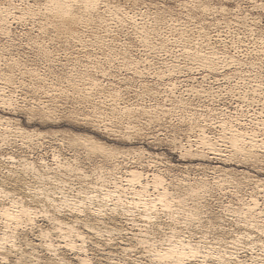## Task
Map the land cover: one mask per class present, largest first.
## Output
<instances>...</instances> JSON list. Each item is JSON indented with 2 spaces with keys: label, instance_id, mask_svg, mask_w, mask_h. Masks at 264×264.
Returning <instances> with one entry per match:
<instances>
[{
  "label": "rangeland",
  "instance_id": "374dc122",
  "mask_svg": "<svg viewBox=\"0 0 264 264\" xmlns=\"http://www.w3.org/2000/svg\"><path fill=\"white\" fill-rule=\"evenodd\" d=\"M45 2L0 0V9L4 7L16 14V17L10 16L6 24L0 22V74L11 73L8 63H17V71L12 72L15 74L11 77L6 72L5 77L9 79L6 90L11 88L8 94L16 98L13 99L15 105L0 104V117L9 123L3 127H11L12 131L7 132L4 144L0 143V153L14 158V163H9L11 167L23 161L33 163L37 169H41L39 166L43 163L54 167L52 155L58 152L65 167L60 170L57 181H65L71 196H84L92 188L109 187L114 179L134 198L125 182L126 173L132 169L160 176L166 184L176 186V192L179 184H185L199 195L197 201L189 202L191 206L205 205L200 209L199 221H194L190 230L197 241L204 237L209 246L229 249L227 244L234 240L236 233L248 234L240 240L241 245L236 250L232 247L229 250H238V256L248 264L250 257L264 260V165L221 162L219 154H228L231 149L228 142L218 148L217 157L205 153L202 159L187 160L182 156L183 147L188 146L189 141L192 149L196 148L194 141L200 135L197 133L200 127L194 126L196 123L202 126L206 122L203 126L206 125L207 135L215 137L219 133L218 121L236 119L263 141L264 0H100L99 8L96 6L91 15L94 19H88L91 25L71 30L79 36L74 42L69 39L67 42L64 36L67 23L61 24L59 20L49 23L50 20L46 22L39 15L32 17L34 19L28 15L17 19V12L42 8ZM56 23L63 25V30L56 29ZM143 29L147 33L138 38L136 31L138 34ZM177 29L182 31L181 35ZM184 50L204 59L187 57V60L182 55ZM18 69L44 75L42 80L47 84L34 82ZM68 72L77 77V81L86 80L87 84L84 81L81 88L91 87L94 98L91 96L88 102L81 99L79 91L69 86ZM92 80L96 87L90 85ZM37 85L47 94L30 91L37 89ZM113 99L119 108L126 107L127 113L109 109ZM40 105L49 108L48 115H43L46 109L35 111ZM92 107L102 112V120L108 118L103 120L107 131L103 127L97 129L92 123ZM16 127L27 134H18ZM77 135L93 137L111 146L106 150L114 155V164L100 156L89 155L81 147H71L68 142ZM100 175L105 179L103 182L97 180ZM205 189H209V193L203 192ZM251 200L256 201L257 206L252 208L256 211L248 213L245 209ZM130 207L132 215L120 218H135L138 226L128 225L120 235L114 236L117 240L113 245H118L113 255L106 260L96 257L92 264L144 261L139 245L127 240L139 233V226L149 220L142 211ZM214 213L217 221L209 225L208 217ZM161 214L160 211L154 216ZM68 219L73 220L71 214ZM83 232L86 234L85 230ZM105 236L109 242V236ZM28 239L38 242L33 235ZM251 240L260 247L253 246ZM251 249L253 253L248 251ZM36 251L39 258L46 257L43 248Z\"/></svg>",
  "mask_w": 264,
  "mask_h": 264
},
{
  "label": "bare ground",
  "instance_id": "6f19581e",
  "mask_svg": "<svg viewBox=\"0 0 264 264\" xmlns=\"http://www.w3.org/2000/svg\"><path fill=\"white\" fill-rule=\"evenodd\" d=\"M45 1L46 2L42 8H34L31 6L32 8H27L25 11L19 9L21 12H17V15L19 16H17V19L24 18L23 16L27 15L31 19L32 17L39 15L42 20L44 17L46 22L47 19L50 20V22L48 21L49 23L52 22L51 20H55L56 22L59 20L61 24L67 23L68 26H66V29L64 30L62 27L63 25L59 26L57 23L54 27H58L56 29L59 31H64V36H66L67 42L68 39L74 42L77 41L79 36L76 33H72L71 30L74 27L79 26L84 28L87 27L89 21L93 17H91V15L96 10L95 8L100 0ZM75 5L78 7L76 6L77 8H75ZM74 10L75 12L79 11L81 14L78 12L74 13ZM10 11L11 10L4 7L0 9L1 23L6 24L9 21L8 19H10V16L12 18L16 17V14H11ZM36 12L38 13L36 14ZM76 14L81 16L79 17ZM100 16L101 15H99V17ZM88 19L90 20L88 21ZM104 22L105 21H103V24H105ZM131 22L133 23V21ZM50 25L52 24H49V26ZM65 25L66 24H64V26ZM4 29L6 30V28ZM50 31L54 30L50 29ZM178 31L181 35L182 31ZM54 32L58 33L56 30ZM143 33L147 32L143 29L138 34L136 31L135 34L138 38H140L143 36ZM182 55L186 57V59L187 57L189 59L194 58L200 61L204 59L201 58V55L190 53L185 50ZM204 64L205 63H202V65ZM16 65V61H11L7 65L11 69V73L8 71L10 73L9 74L5 71V76H3V73V75L0 74V104L2 106L11 107L15 105L13 102L15 97L12 99V94H8V91L11 90V88H7L6 90V83L9 79H6L5 77L6 72L9 76L11 75V77L15 74L12 72L14 69L15 72L17 71ZM18 71L20 70L18 69ZM69 72L72 73L71 71ZM70 73L67 76L69 86L76 89L77 92L79 91L78 93L81 99H85L88 102L91 96L94 98L91 94V87L81 88V86L83 87L82 83L84 81L86 83V80L77 81V77H73L74 75ZM20 74L23 76L26 74L31 80L34 82L36 81V83L44 81L47 84L45 80H42L44 75L40 76L39 73L36 74L33 70H24ZM90 82L92 83L90 84L92 87H96L94 80ZM2 87H5L7 92H4L5 90L2 89ZM30 91H33L34 93L42 92V94H47L46 91L40 90L39 86L37 89L33 88ZM68 91L72 92L69 88ZM77 92L73 93L78 94ZM93 101H95V99ZM40 102L41 101H38V103ZM91 104L95 105L93 103ZM43 105H40L41 107H36V104L35 111L42 112L43 109H46V111L43 112V115H48L49 108ZM109 105V109L112 111L123 114L127 113V108H119L115 99H113V102ZM97 111V108L92 107L91 112L93 120L91 121L92 123H95V127L97 129H102L101 127H103L105 128L103 130L107 131L108 129H106L103 120L108 118L105 116L106 119L102 120L104 117L103 116L101 118L100 116L102 112L100 111V113ZM105 113L107 114V112ZM4 124L9 125L7 119L0 117V143L2 144H4V141L8 138L7 132H12L11 127H3ZM203 124L202 126L197 123L196 125L194 124L195 127H200L197 131L200 135L197 134L198 140L194 141V145H196V148L194 147L195 150L192 149L193 145H191V141L187 144L188 146L183 147L184 151H182V156L184 159L199 160L206 156L205 153L209 155L211 153L217 157L218 153L216 152L219 150L218 148L223 142H228L231 149L228 154H219V160L221 162L223 161L227 164L228 161L229 163L230 161H235L238 163L240 162L239 164L244 163V165L245 163L248 164V162L253 163L254 165H258V163H262V165H264V139L263 141L261 139L258 140L253 130L248 131L245 126H242L236 119L221 122L218 121L219 133L217 136H215V134V137H209L206 132L207 130L205 131L204 128L206 125L203 126ZM209 125L210 124H208L207 127H209ZM16 128L18 130V134H27L26 131L23 132V129L22 131L19 127ZM73 139L68 142L71 147H81L86 150L89 155L100 156L114 164V155L111 151L106 150L107 148H112L111 146H108L105 143H99L95 141L93 137H83L77 135L73 136ZM52 156L53 161H55L54 167L48 163H43L41 164L42 166H39L41 169H37L33 163H29L27 161L20 162V164L16 165L13 164L14 167H11L10 164L14 163L12 161L14 158L6 157V155L0 153V264H71L72 261H76L77 264H92L96 257L98 260H106L109 256L113 255L114 247L115 245H118H113V241L117 240L113 237L120 235L122 231L126 230L128 225L138 226L136 225L135 218H120L121 215H132L130 206L135 208L136 211H142L144 217L149 220L145 225L139 226L141 227L139 233L132 234L130 236L131 238H128L127 240L134 241L135 244L139 245L144 255V261L131 260L130 262L132 264H248L246 263L247 260H242L241 257L238 256V250H229L231 247L236 250V247L241 245L240 240H242V238H246L248 234L236 233L234 240L227 244L230 245L228 246L230 247L229 249H225L223 246L218 248L209 246L206 241L207 238L204 239V237L203 240H196L195 234L190 230H192L191 227L193 222L199 221V216L201 214L200 209L205 205L192 204L191 206L189 202L197 201L199 199V195L194 194L193 189L187 185L182 183L179 184L177 187L178 192H176V186L166 184L160 176L155 174L148 175L147 173L146 175L142 171L132 169L126 173L125 182L129 187L128 190L131 191L134 198L129 197L127 190H122V187L118 186V183L114 179V182L109 187L103 186L101 189L92 188L91 190L85 192L84 196L79 194L71 196L65 188V181L59 180L60 183L63 182L62 185L57 181L60 177V170H62L65 165L60 162L61 159L58 152H54ZM115 167L116 165H113L114 169H116ZM111 176L113 177L115 175L111 174ZM97 180L103 182L105 179L103 175H100ZM173 183L176 185V182ZM150 191L152 193H148ZM203 192L209 193V189H205ZM255 202V200H251V203L247 204V209H245V211L248 213L256 211L252 209L257 206ZM105 204L111 205L110 207L105 208L107 207L104 206ZM140 207L142 210H139ZM160 211L162 214L155 217V213ZM70 214L73 220L68 219ZM162 218H164L165 221H162ZM213 220L217 221V214L215 213L213 216L208 217V224H214ZM40 222H45L46 224L43 225L40 224ZM256 228H258V226H256ZM83 230L86 231V234H84ZM161 233H163V235H161ZM210 233L211 232H209V235ZM106 234L109 236V242H107L108 239L107 241L104 239L106 238ZM32 235L36 237V240L38 241L37 243L28 239V236L32 237ZM103 239L107 243H105ZM214 239H216V237H214ZM36 240L34 239V241ZM251 241H253L251 243L253 246L260 247L256 242H254V240ZM131 243L132 242H130V246H132ZM127 246H129V244ZM261 246H263V244H261ZM38 248H43V251L46 253V257L39 258L38 252L36 251ZM121 249L123 250L124 248ZM248 251L253 253L254 250L251 249ZM142 253L140 254L142 255ZM70 256L72 258H70ZM250 258V264H264V260L262 259H256L255 257ZM111 264L124 263L120 261L119 263Z\"/></svg>",
  "mask_w": 264,
  "mask_h": 264
}]
</instances>
